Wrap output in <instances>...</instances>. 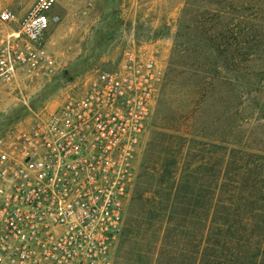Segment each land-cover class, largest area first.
Listing matches in <instances>:
<instances>
[{
    "label": "rangeland",
    "instance_id": "rangeland-1",
    "mask_svg": "<svg viewBox=\"0 0 264 264\" xmlns=\"http://www.w3.org/2000/svg\"><path fill=\"white\" fill-rule=\"evenodd\" d=\"M88 1L58 0L49 13L58 20L45 36V48L58 70L0 89V135L55 109L135 45L163 70L164 84L137 156L131 198L146 167L160 173L174 155L178 178L188 166L197 171L204 165L193 175L207 186L211 169H221L236 151V167L255 166L264 183V0H143L149 6L130 13L129 0ZM33 2L0 0V9L23 16ZM132 21L133 37L123 27ZM203 194L208 196L207 189ZM135 212L130 200L124 228ZM134 247L133 240L119 242L114 264H133Z\"/></svg>",
    "mask_w": 264,
    "mask_h": 264
},
{
    "label": "built area",
    "instance_id": "built-area-1",
    "mask_svg": "<svg viewBox=\"0 0 264 264\" xmlns=\"http://www.w3.org/2000/svg\"><path fill=\"white\" fill-rule=\"evenodd\" d=\"M58 0L0 9V89L58 68L45 48ZM164 73L135 45L27 127L0 135V264H114L136 160Z\"/></svg>",
    "mask_w": 264,
    "mask_h": 264
},
{
    "label": "trees",
    "instance_id": "trees-1",
    "mask_svg": "<svg viewBox=\"0 0 264 264\" xmlns=\"http://www.w3.org/2000/svg\"><path fill=\"white\" fill-rule=\"evenodd\" d=\"M233 153L207 186L193 175L204 165L178 178L175 155L160 173L146 167L120 241H134L133 264H264V183L255 166L236 167Z\"/></svg>",
    "mask_w": 264,
    "mask_h": 264
},
{
    "label": "crops",
    "instance_id": "crops-1",
    "mask_svg": "<svg viewBox=\"0 0 264 264\" xmlns=\"http://www.w3.org/2000/svg\"><path fill=\"white\" fill-rule=\"evenodd\" d=\"M92 2H94V0L88 1V4L92 5ZM143 2H144L143 0H129L128 1V4H130V7L128 8L129 9V13L131 12L130 9L131 10H133V9L137 10V9H142V8H145V7H148L149 6L148 5L149 3L144 4ZM157 2L158 1L151 2L150 7L154 8V6L157 4ZM126 5H127V3L126 4H123L122 7L125 8ZM153 21L155 22V20H153ZM135 24H136V21H132V23H130V25L127 23V25L124 24V26H123L125 28H128V32H131L132 33V37L135 35V32H136V25ZM119 26H121V24H119ZM124 31H125V29H124Z\"/></svg>",
    "mask_w": 264,
    "mask_h": 264
}]
</instances>
